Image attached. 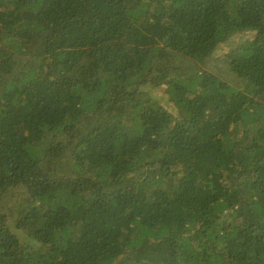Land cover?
I'll use <instances>...</instances> for the list:
<instances>
[{"label":"trees","instance_id":"obj_1","mask_svg":"<svg viewBox=\"0 0 264 264\" xmlns=\"http://www.w3.org/2000/svg\"><path fill=\"white\" fill-rule=\"evenodd\" d=\"M0 264H264V0H0Z\"/></svg>","mask_w":264,"mask_h":264},{"label":"rangeland","instance_id":"obj_2","mask_svg":"<svg viewBox=\"0 0 264 264\" xmlns=\"http://www.w3.org/2000/svg\"><path fill=\"white\" fill-rule=\"evenodd\" d=\"M235 37H232L233 39H232V41L231 42H237V41H240V40H243L244 38H246L245 37V34H241V35H234ZM155 95L157 94L158 95V97L159 98H161V99H164V98H162L163 97V94H162V91H160V90H158V91H156L155 90ZM163 102H165L164 100H163ZM166 103V102H165ZM168 107V109L170 110V111H174V108L172 107V105H169V106H167ZM13 231H15L20 237H22L23 235H22V233H21V231L20 230H17V229H15V227L13 226Z\"/></svg>","mask_w":264,"mask_h":264}]
</instances>
